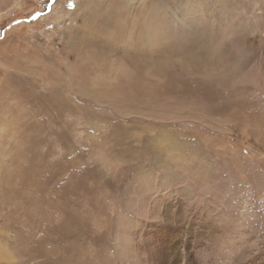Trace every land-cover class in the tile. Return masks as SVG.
I'll list each match as a JSON object with an SVG mask.
<instances>
[{
	"label": "rangeland",
	"instance_id": "rangeland-1",
	"mask_svg": "<svg viewBox=\"0 0 264 264\" xmlns=\"http://www.w3.org/2000/svg\"><path fill=\"white\" fill-rule=\"evenodd\" d=\"M90 1L123 25L85 27ZM261 235L264 0L0 3V264H169L187 239L262 264Z\"/></svg>",
	"mask_w": 264,
	"mask_h": 264
},
{
	"label": "bare ground",
	"instance_id": "bare-ground-1",
	"mask_svg": "<svg viewBox=\"0 0 264 264\" xmlns=\"http://www.w3.org/2000/svg\"><path fill=\"white\" fill-rule=\"evenodd\" d=\"M94 2V3H93ZM93 2H88V3H85L84 5L82 4L81 6L82 7H84V10L86 11L87 10V13H88V15H90L92 18H93V16H92V12H93V9H94V7L96 6V5H98V3H97V1H93ZM0 3L1 4H6V3H8V0H0ZM20 4V3H19ZM81 7V8H82ZM85 8H87V9H85ZM117 8V7H116ZM116 8H114V7H112V9L111 10H109V11H107V15L106 16H101L100 17V19H96V18H93V21H92V18L90 19V23L86 26L85 25V27H87V28H95L96 26H98L99 25V27H102L103 29H105L106 31L108 30V26L110 25V24H115V25H119V24H121V25H123V22H120L123 18L122 17H124V14L122 13V15L120 14V12L118 11V9H116ZM126 8H128V6L126 7ZM125 9V7H123V10ZM104 14V13H103ZM113 18H115V23H113ZM72 22H74V20L72 19L71 20ZM125 22V21H124ZM96 25V26H95ZM147 25H148V23H147ZM129 33L128 34H131L132 33V31L129 29V30H127ZM151 35V34H150ZM155 36L154 35H151V38H149V41H150V43H149V47H156L155 45H158L157 43L159 42V41H155L156 40V38H154ZM105 38H106V36H105ZM89 42V41H88ZM147 44V43H146ZM154 54V53H153ZM136 56V55H135ZM136 60L139 62V60H138V58H136ZM138 62H137V69L140 71L141 70V64H139V66H138ZM138 70H137V72H138ZM55 203H54V208L57 210V211H59V205H60V202H59V200H58V197H57V200H55L54 201ZM62 209V208H61ZM56 212V211H55ZM51 215V214H50ZM57 215H59V214H57ZM60 217V216H59ZM61 218V217H60ZM57 219V218H56ZM53 223V222H52ZM55 223V222H54ZM71 224H74V223H72L71 222ZM75 226V225H74ZM74 228V227H73ZM70 229H71V225H70V222H66V221H58V222H56L54 225L52 224V226H51V229H49L50 230V233L51 234H53L54 236H55V238H56V240H55V243L57 244L58 242H59V240H60V238H61V236H62V234L64 233V232H69L70 233ZM75 229V228H74ZM189 230V229H188ZM228 229H226L224 232H226ZM72 233V232H71ZM228 233V232H227ZM44 234H45V238L47 237V236H49L48 235V233L47 232H44ZM44 234H43V236H44ZM68 234V233H67ZM222 234H224V233H222ZM226 235V234H225ZM224 235V236H225ZM73 236V235H72ZM75 236H76V234H75ZM149 236V235H148ZM66 237V236H65ZM260 239H261V243H260V247H261V251L260 252H262V253H260L259 254V256H258V260L260 261H262V264H264V235H261L260 237H259ZM62 239H64V238H62ZM47 240V239H46ZM222 240H225L224 239V237L223 236H221L220 238H212V241H211V243H213V246H220V244H222ZM172 241V240H171ZM189 240L187 239V240H185V241H182V242H176V244L173 246V248H172V251H171V253H169V255H167V258H169V264H194L193 263V261H191V255H190V253L188 252V247L191 245L189 242H188ZM171 243V242H170ZM197 243V242H196ZM194 244V243H193ZM64 245V244H63ZM189 245V246H188ZM51 246H52V244H51ZM158 246V245H157ZM56 247V246H55ZM63 248H64V246H63ZM181 248H183V250H181ZM217 248V247H216ZM53 249V248H52ZM55 250V249H54ZM215 252H213V253H211V255L209 256V259H211L213 256L212 255H214L215 253H216V250L215 249H213ZM167 251V250H166ZM224 252H226L227 253V250L225 249L223 252H222V249L220 250V256L221 255H224L225 253ZM217 253H218V251H217ZM240 253H241V250L240 249H238L234 254H233V258H232V256H229V254L227 255V256H225V257H227L229 260H235V259H240V258H238L239 256H240ZM55 254V253H54ZM54 254H53V256H54ZM60 254H61V252H60ZM218 254V255H219ZM217 255V256H218ZM232 255V254H231ZM216 256V255H215ZM234 256H235V258H234ZM193 257V256H192ZM3 258V251H2V248L0 247V261H1V259ZM215 259V258H214ZM3 260V259H2ZM61 260V259H60ZM238 260H235V262L237 261L238 262ZM61 262V261H60ZM55 264H58V258H57V260L55 261Z\"/></svg>",
	"mask_w": 264,
	"mask_h": 264
}]
</instances>
